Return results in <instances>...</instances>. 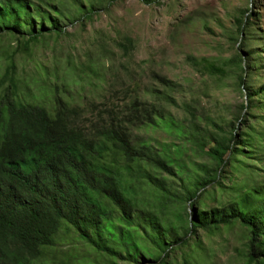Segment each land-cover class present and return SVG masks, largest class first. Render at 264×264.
Returning a JSON list of instances; mask_svg holds the SVG:
<instances>
[{
	"label": "rangeland",
	"instance_id": "obj_1",
	"mask_svg": "<svg viewBox=\"0 0 264 264\" xmlns=\"http://www.w3.org/2000/svg\"><path fill=\"white\" fill-rule=\"evenodd\" d=\"M79 1L94 6L87 16L71 7L70 0H52L58 8L66 5L64 12L77 19L65 21L62 34L46 33L32 42L0 35V96L11 79L24 101L48 107L58 96L89 118L102 104L115 108L136 96L156 105L163 121L131 128L133 140L171 159L174 176L146 169L179 193L180 200L158 199L148 186L139 191V200L152 204L158 219L176 226L181 235L192 210L206 211L209 217V210L231 203L244 190L263 188L264 94L250 101L247 95L264 85V0ZM243 53L248 57L241 64L231 61ZM203 59L223 73L206 72L200 66ZM10 65L13 70L6 75ZM241 76L247 89L240 86ZM157 77L176 87L165 90ZM162 94L174 102L159 100ZM230 133L242 146H234L218 166L208 150L214 138ZM205 172L215 181L197 188ZM185 189L197 193L191 202ZM186 240L185 246L170 250L164 264H181L182 254L198 253L195 242L209 258L203 264H243L246 240L238 223L201 227ZM55 242L35 264H110L66 223Z\"/></svg>",
	"mask_w": 264,
	"mask_h": 264
},
{
	"label": "trees",
	"instance_id": "obj_2",
	"mask_svg": "<svg viewBox=\"0 0 264 264\" xmlns=\"http://www.w3.org/2000/svg\"><path fill=\"white\" fill-rule=\"evenodd\" d=\"M70 1L77 11H85L84 16L94 8L90 3ZM64 8L66 5L58 8L52 0H0V35L26 37L32 42L46 33L62 34L65 21L77 20L69 18ZM244 56L247 59L243 53L231 61L241 64ZM200 66L211 75L223 73L205 59ZM12 70L13 65L8 66L5 74ZM9 80L0 96V264H35L45 248L56 246L63 223L77 239L110 259V264L116 260L164 264L170 250L185 246L186 237L194 236L198 228L238 223L246 240L243 264H264V187L244 190L231 203L209 210V217L206 211L192 210V220L182 235L176 226L158 219L152 204L144 206L139 200L144 186L151 187L158 199L180 200L179 193L146 169L174 176L171 159L133 140L131 128L154 127L163 121L156 105L136 96L115 108L102 104L89 118L58 96L48 107L26 102L16 95V86ZM156 81L169 92L176 87L164 77ZM239 83L247 89L242 76ZM260 94H264V85L249 93L247 101ZM157 98L174 102L167 94ZM234 146L242 145L230 133L214 138L208 153L220 166ZM207 173L199 177L197 188L215 181ZM184 192L189 202L197 196L189 189ZM192 246L198 253L182 254L181 264L208 261L198 242Z\"/></svg>",
	"mask_w": 264,
	"mask_h": 264
}]
</instances>
